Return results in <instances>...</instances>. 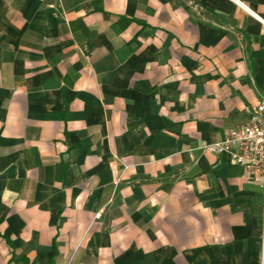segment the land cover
<instances>
[{
  "label": "crops",
  "instance_id": "obj_1",
  "mask_svg": "<svg viewBox=\"0 0 264 264\" xmlns=\"http://www.w3.org/2000/svg\"><path fill=\"white\" fill-rule=\"evenodd\" d=\"M263 97L264 0H0V264H264Z\"/></svg>",
  "mask_w": 264,
  "mask_h": 264
},
{
  "label": "built area",
  "instance_id": "obj_2",
  "mask_svg": "<svg viewBox=\"0 0 264 264\" xmlns=\"http://www.w3.org/2000/svg\"><path fill=\"white\" fill-rule=\"evenodd\" d=\"M248 123L229 130L224 139L203 146L212 154L226 153L255 181L264 179V97L252 108Z\"/></svg>",
  "mask_w": 264,
  "mask_h": 264
}]
</instances>
